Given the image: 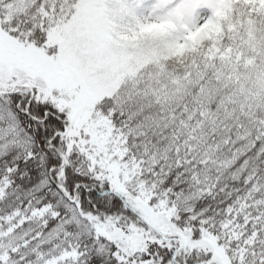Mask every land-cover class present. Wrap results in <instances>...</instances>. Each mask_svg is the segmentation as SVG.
Returning a JSON list of instances; mask_svg holds the SVG:
<instances>
[{"label":"snow or ice","instance_id":"1","mask_svg":"<svg viewBox=\"0 0 264 264\" xmlns=\"http://www.w3.org/2000/svg\"><path fill=\"white\" fill-rule=\"evenodd\" d=\"M0 264H264V0H0Z\"/></svg>","mask_w":264,"mask_h":264}]
</instances>
